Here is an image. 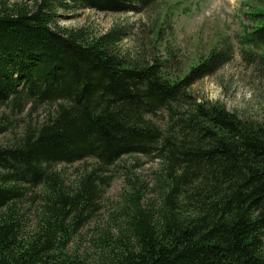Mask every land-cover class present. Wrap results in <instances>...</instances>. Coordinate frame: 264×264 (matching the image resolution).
I'll use <instances>...</instances> for the list:
<instances>
[{
    "label": "trees",
    "instance_id": "1",
    "mask_svg": "<svg viewBox=\"0 0 264 264\" xmlns=\"http://www.w3.org/2000/svg\"><path fill=\"white\" fill-rule=\"evenodd\" d=\"M157 1L0 0V107L25 121L0 145V264H86L69 245L106 172L132 155L158 160L152 185L122 197L115 231L95 240L99 264H264V118L189 92L224 53L172 79L168 59L142 44L120 50L126 29L93 37L56 25L58 9L124 14ZM247 15L239 43L262 51L264 9ZM72 164L67 181L59 167Z\"/></svg>",
    "mask_w": 264,
    "mask_h": 264
},
{
    "label": "rangeland",
    "instance_id": "2",
    "mask_svg": "<svg viewBox=\"0 0 264 264\" xmlns=\"http://www.w3.org/2000/svg\"><path fill=\"white\" fill-rule=\"evenodd\" d=\"M33 1L7 0L10 4L29 6ZM257 9H264V0H158L143 11L124 14L58 9L56 25L64 30L84 29L93 37L115 27L126 29L128 36L120 44V50L134 52L142 44L140 48L148 54L168 59L165 62L172 79H182L193 68H201L211 52L224 53L219 65L203 68L202 74L208 75L197 80L189 92L197 102L217 103L231 114L257 121L264 118V76L259 72L260 64L264 67L259 54L264 50L243 47L239 43L252 25L247 13ZM157 120L160 122V117ZM24 124V114L0 107V130L6 131L0 134V145L18 137ZM123 159L118 167L106 172L109 183L102 188L99 207L69 245L71 253L83 258L86 264H99L95 240L107 233L106 230L115 231L111 220L116 218L122 197L130 192L132 184L152 185L157 159L143 155ZM79 165L60 166L59 171L65 180L73 181Z\"/></svg>",
    "mask_w": 264,
    "mask_h": 264
}]
</instances>
